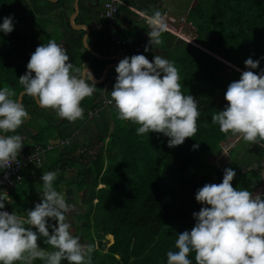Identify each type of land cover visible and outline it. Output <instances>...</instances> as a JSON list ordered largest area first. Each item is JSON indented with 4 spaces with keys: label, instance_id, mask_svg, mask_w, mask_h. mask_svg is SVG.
I'll use <instances>...</instances> for the list:
<instances>
[{
    "label": "trees",
    "instance_id": "1",
    "mask_svg": "<svg viewBox=\"0 0 264 264\" xmlns=\"http://www.w3.org/2000/svg\"><path fill=\"white\" fill-rule=\"evenodd\" d=\"M12 4L14 0H0V23L8 16ZM148 7L147 14L151 15L155 10L163 12L157 0ZM122 8L117 15L115 34L132 37L136 31L125 30L120 23L122 19L130 20L131 16L138 15L127 8L122 12ZM186 17L196 31L199 47L167 31L162 36L165 57L179 70L181 91L197 100L200 112L196 134L179 146L169 148L168 137L161 133L137 135V126L118 120L111 105L104 106L98 119L102 126L95 122V129L74 127V132L84 133L86 138L82 140L79 136V139L68 142L60 135L62 132L57 131L60 125L65 126L66 121L54 117L53 111L44 113L38 110V103L32 97H23V104L27 102L36 106L38 116L33 118L37 119V124L44 119L39 130L28 134L32 144L45 150L43 157L49 152L55 157L51 164L43 158L41 166L27 162L21 167L20 179L15 176L10 189L12 202L8 207L25 216L40 202V199L36 200L39 192L35 185L40 173L45 168H49L48 171L59 169L54 183L56 187H65L66 199L74 204L73 209L82 208L76 200L89 207L82 215L84 218H79L84 224H78L80 229L76 234L84 242L95 245L91 264H166V253L176 250L177 235L190 231L195 224L193 213L202 207L195 200L197 190L206 183H220L225 168H232L236 173L231 181L233 188L254 192L264 186L261 172L241 169L239 163H245L244 159L239 160L234 150L223 170L217 169L213 164L214 157L220 153L221 144L234 134L220 132L218 125L211 122V116L226 104L224 93L228 85L241 75L235 69L231 74L226 72L228 64L254 73L264 69V0H197ZM28 23L25 31L13 28L7 35L0 32V87H12L17 91L16 99L23 91L18 78L27 71L30 59L26 47L30 41L35 43L34 38L40 29L36 22ZM145 25L141 20V26ZM101 32L104 40L96 39V45L103 44L106 51L103 55L109 56L114 44L103 36H108L110 31L106 27ZM44 35L43 43H47L49 39ZM77 39L80 41L81 37ZM69 44H73L71 55L77 62L76 67L81 66L79 62L87 61L95 75V69L101 70L98 75L105 70L109 61L93 55L88 48L85 58L74 41ZM249 57L260 61L257 69H246L244 61ZM94 93L82 100L81 107L85 111L102 106L101 102L94 103L101 92ZM194 144H198V148L193 149ZM254 144L249 152L250 155L254 153L255 158L250 156V162L260 165L264 159V142ZM49 146L52 148L48 149ZM33 148L28 146L26 151L31 152ZM75 168L80 171L71 173ZM84 196L85 199H80ZM108 234L114 236V243L110 246L106 240ZM38 244L51 250L41 241ZM189 258L195 264L194 254L190 253ZM35 264L42 262L37 259ZM61 264H67V261Z\"/></svg>",
    "mask_w": 264,
    "mask_h": 264
},
{
    "label": "clouds",
    "instance_id": "2",
    "mask_svg": "<svg viewBox=\"0 0 264 264\" xmlns=\"http://www.w3.org/2000/svg\"><path fill=\"white\" fill-rule=\"evenodd\" d=\"M122 2L126 5L120 7L131 10L149 25L145 52L149 45H161L166 31L199 47L196 38L187 40L178 30L169 27L163 12L155 10L150 15ZM186 16L181 20L187 23ZM13 27V17L9 15L0 23V32L7 35ZM121 58L115 72L107 74L100 83L103 90L94 103L101 102L102 106L89 109L88 117L99 119L104 106L111 105L118 120L137 126V135L161 133L168 137L169 148L192 138L200 116L198 103L192 95L181 91L180 73L175 63L160 55H155L151 62L143 54ZM69 61L67 49L49 39L36 47L26 65L27 71L18 80L22 95L32 97L41 108L53 110L58 118L74 122L83 119L81 102L91 97L97 88L86 64L77 68ZM259 63L251 57L244 61L246 69H257ZM228 65L241 75L228 85L224 93L226 104L211 116V122L218 125L222 133L238 134L246 142H264V69L254 73ZM112 76L115 79L111 80ZM112 83L109 96L106 91ZM13 96L10 88L0 87V133H10L0 134V167L9 166L23 146L26 151L27 141L32 144L28 134L17 133L29 113ZM66 139L71 142L73 138ZM192 147L196 149L198 144ZM221 153L222 150L218 155ZM219 160L213 164L223 170L224 166L217 163ZM58 174L59 169L42 173L40 202L23 217L14 211H5V199L0 197V264H34L37 259L42 264H61L62 261L91 264L95 245L82 243L81 238L72 233L69 217L74 205L54 186ZM235 175L232 168H225L220 183H206L197 190L195 200L202 207L193 213L195 224L190 231L177 235L176 250L166 253V264H193L190 253L194 254L195 264H264V194L233 188L231 181ZM10 204L11 198L7 206ZM38 241L51 250L42 248Z\"/></svg>",
    "mask_w": 264,
    "mask_h": 264
},
{
    "label": "rangeland",
    "instance_id": "3",
    "mask_svg": "<svg viewBox=\"0 0 264 264\" xmlns=\"http://www.w3.org/2000/svg\"><path fill=\"white\" fill-rule=\"evenodd\" d=\"M50 1L51 0H17V1L14 0V4H12V7L8 10L7 15L8 16L11 15L13 17V24H14L13 28H18L22 31H25L26 28L29 27L28 22H30V21L36 22L39 25L40 29L37 31V33H36L37 36L34 38V42H36V43H33L32 41H30L28 47H26L27 51H28V55L31 56V54L35 51V49L37 47L36 44L40 45L43 43L42 37H44V33H45L46 36L49 37V39H54L59 45L65 47L67 49V54L69 55V57H71L72 50L70 49L69 46H67L65 44L64 40L65 41H68V40L73 41L74 40V39L71 40L70 38H65V36H66V34L71 33L70 32L71 30L72 31L74 30V26L71 23L70 19L72 17L71 15H73L77 9V3H76L77 0H61L60 3H56L53 1L50 2ZM104 1H106V0H103V3H104ZM124 1L133 5L137 9L148 10L149 9V7H148L149 3H152L153 0H124ZM196 1L197 0H157V4L161 5V9L164 13V16H165V19H166L168 26L171 28H174L175 30H178L180 34L182 33V37H184L190 41L195 40L196 31L193 29V27L188 22L186 23L185 20L184 19L181 20V18H183L182 16L187 15V13L190 11V9L194 7V4ZM103 3L101 1L100 5H98L95 13H92V11H90V12L86 13V15H85V1L80 0V2H79L80 12H79V15L77 16V20H76V22H74V24L79 25L81 23V21H83V18H84V20L97 19V18L101 19V14L103 11ZM124 9L125 8H122V12H124ZM139 19H142V18H140L139 16L135 17L136 21H139ZM63 28H65V30H63ZM181 31H183V32H181ZM117 33H119V31H117ZM121 34H124V32H122ZM74 35H75V33H74ZM144 36H145V38H144ZM144 36H143V39L147 41L149 39V37L146 35H144ZM57 38L59 40H56ZM92 38L93 37H91L89 40H87V44L89 46L88 49L90 51H93L91 46L94 45ZM78 42H79V40H78ZM110 42L113 45V42L112 41H110ZM95 46H96V44H95ZM86 48L87 47H85V44L83 43V50L82 51L84 52L83 56L85 58L88 56V54L86 53V50H88V49H86ZM97 48L101 49V45L97 46ZM105 52L106 51L102 50V53H105ZM111 53L114 55L116 54V50H115L114 46L111 49ZM135 53H137V52H135ZM164 55H165L164 52L160 53V56L164 57ZM164 58H166V57H164ZM149 61H151V60H149ZM74 66L76 67V64ZM80 67L81 66H79L77 68H80ZM231 70H232L231 67H229V66L226 67V72H228L229 74H231ZM100 72H101V70L98 68L97 75ZM114 72H115V68H112L109 70L108 75H111ZM114 83L110 84L109 88L106 91L107 95H109V96H110L109 93L111 92ZM6 87L10 88L14 92L13 98L16 99L17 91L14 90L10 86H6ZM96 88L97 89L95 92H100L103 90V85L98 84L96 86ZM19 95H18V98H19ZM28 100H31V99L29 98ZM24 106H25L26 110L28 111L30 117L25 120V122L22 124V126L19 129H17V133H19L21 131L20 134H24V133L26 134L27 130H30V127H35V129L39 130L44 125V123H43L44 119H41L39 121V125H38L37 119L31 118L32 117L31 108L34 109L35 112L36 111L38 112V110H40L41 112L47 113V112H49V110L44 109V108L40 109L41 107L39 105H38L39 108L37 110V109H35L36 108L35 105H33V104L30 105L27 102L24 103ZM83 109H84L83 119H78L74 122L66 121V123H68V124L65 123V126L60 125V127L57 131L60 130L62 132L60 134V135H62V137L65 136L66 138L79 139V136H81L80 139L83 140L84 138H86L84 133H79V131L78 132L76 131V133H75L74 127L79 129L82 126H84V127H91L90 129H95V127L93 125L95 122H99V125L102 126L100 120H98L96 118L90 119L88 117V111H85V108H83ZM51 111H53V110H51ZM51 114H53V113H51ZM23 126H25V128H22ZM22 129H27V130H25L26 131L25 132ZM30 133H34V132L28 131L29 135H30ZM3 134L7 135L10 133H3ZM26 144H27V147L32 146V144L29 141H27ZM254 145L255 144L252 142L244 141L242 138H240V136L238 134H234L232 137L228 138L226 141H224L221 144L222 153L220 155H218L217 157H214L213 162L215 163V160L221 159V160L217 161V163L220 164L221 167H223L225 164L229 163V161L231 160L230 154H231V151L234 150V153L239 160L243 161V159H244L245 163H239L241 169L244 172L247 170H250V169L251 170L254 169L256 172L257 171L261 172V174L264 176V170H262V169H264V159L262 161V164H260V165L259 164L256 165L254 163L251 164V162H250L251 158H255V156H254V153H252V155H250L251 152H249V149L250 148L253 149ZM84 150L87 151L86 149H84ZM77 153H79V151ZM51 155H52V152H49V155L47 154L46 157H44V160L46 163H49V164L52 163V159H53V157H55V155H53V157ZM250 156H251V158H250ZM48 169L49 168H45L43 170V172H47ZM53 170H57V168L52 169L50 171H53ZM79 171H80V169L75 168V170L72 171L71 173H73V172L78 173ZM43 172L40 173L39 178L37 177L38 179H37L36 185H38L39 190H40L41 185L43 183L42 180L40 179ZM56 185L57 184L54 183L55 187H56ZM56 189L58 191L64 192L66 195V189L64 186L59 185L58 187H56ZM39 190H38V192H39ZM263 192H264V186L262 185V186H259L257 188V190H255L253 193L254 194H260L263 196ZM39 199H40V193L36 197V200H39ZM80 199H85V196H84V198H80ZM76 201L79 203V207H82V208L73 209L71 214H70V217H69L70 221H71V230H72V233L74 235H77L76 233L80 229L79 228L80 225H78V224H81V226L84 224V221H82V220L79 221V218H84V216H82V215L87 213L89 210L88 206H83L82 204H80L79 200H76ZM6 209L9 213H12L14 211V209H10L8 206H6ZM14 212L17 215L23 217V215L18 213V211H14ZM79 237L81 238L82 243H87V242L83 241V238L81 236H79ZM113 238H114V236L112 234H108L106 236V240L108 241V246H110L114 243ZM35 262H34V264H35Z\"/></svg>",
    "mask_w": 264,
    "mask_h": 264
},
{
    "label": "crops",
    "instance_id": "4",
    "mask_svg": "<svg viewBox=\"0 0 264 264\" xmlns=\"http://www.w3.org/2000/svg\"><path fill=\"white\" fill-rule=\"evenodd\" d=\"M61 0H54L53 2H56V3H59ZM91 1H95V0H91ZM101 1H102V3H103V0H99V2L101 3ZM51 2V1H50ZM100 3H99V5H100ZM133 6V5H132ZM134 7V6H133ZM134 8H136V7H134ZM97 9V8H96ZM96 9H88L87 7H86V3H85V15H86V13H88V12H90V11H92V13H95L96 12ZM137 9V8H136ZM139 11L140 12H145L146 10L145 9H139ZM102 13H103V11H102ZM74 15V14H73ZM73 15H71L72 17H73ZM72 17H71V19H70V21H72ZM86 17V16H85ZM135 17L136 16H131V19L129 20H123L122 19V21H121V23H120V26H121V28H124L125 30L126 29H133V30H135L136 31V33L135 34H133L132 35V37H130V36H126L125 38L122 36H119L120 38H122L123 40H125L126 41V43H127V46H126V51H125V56H127V57H131L132 55H135V54H143V55H145L146 56V58L148 59V60H153V57L155 56V55H160V53L161 52H164L165 53V49H164V45L163 44H161V45H158V46H156V45H154V46H148L149 47V50L147 51V52H145V46L148 44V40L146 41V40H144L143 39V36L144 35H146L147 36V32L148 31H150V28H149V26H147V25H145V26H141V20L142 19H139V21H136L135 20ZM76 20H77V17H75L74 18V22H76ZM118 22V21H117ZM146 24V23H145ZM79 25H85V26H87L88 27V30H85L83 27H81V29L80 30H78L77 31V29H75L74 28V30L72 31V33H68V34H66V36H65V38H73L74 40V43H75V45L76 46H78L79 48V53H84L82 50H83V43H84V39L85 38H87V40H89L91 37H93L92 38V41H93V46H91L92 47V50L95 52V53H97V54H99V55H101V56H104V57H109V56H115V55H118L117 53L114 55V54H112L111 52H110V54H108L109 56H107V55H103L104 53H102V50H104L105 51V49H104V45L103 44H101V49H98L97 48V46H99V45H96L95 46V44H96V42H98V41H103L104 39H102L101 38V31H103L105 28H106V23H104L103 22V19L101 18V19H87V20H84V18H83V21H81V23L79 24ZM63 30H65V28H63ZM71 32V31H70ZM74 33H75V35H74ZM45 36V35H44ZM81 37V39H80V43L78 42V40L79 39H77L78 37ZM98 36V37H97ZM110 36V32H109V34H108V36L106 35V36H103V38H105V40L108 38ZM144 38H145V36H144ZM42 39H43V37H42ZM47 39H49V37L47 38ZM98 41H97V40ZM109 39V38H108ZM56 40H59L58 38L56 39ZM43 42H44V39H43ZM64 42H65V44L67 45V46H69L70 47V49L72 50V48H73V44L72 45H70L69 43L71 42V41H69V42H67V41H65L64 40ZM36 43V42H35ZM103 43V42H102ZM79 44H80V46H79ZM85 44V43H84ZM41 45V44H40ZM36 46H39V45H37L36 44ZM86 47V46H85ZM88 48V47H87ZM86 48V49H87ZM115 48V47H114ZM135 52H137V53H135ZM125 56H123V58L125 57ZM164 57H165V55H164ZM70 58V61L69 62H71V63H73L74 65L77 63V62H75V60H74V58H73V56L71 55V57H69ZM104 60H106V59H104ZM106 61H109V63H108V65H111V64H115L117 61L116 60H106ZM150 61V62H151ZM82 63H84V64H86L91 70H92V67H91V65L87 62V61H85V62H80L79 64H81V67H83V65H82ZM113 68H115V67H113ZM110 69H112V68H110ZM109 69V70H110ZM93 71V70H92ZM98 70H96L95 69V72H97ZM104 71L105 70H103V72L100 74V75H98V76H96L95 75V77H97V79L100 81V80H102L103 79V77H104ZM109 72V71H108ZM94 73V72H93ZM97 85L99 84V83H96ZM100 92H102V91H100ZM47 110H49V112H52L50 109H47ZM31 111H32V117L31 118H33V116H34V118H37V116L38 115H36V112H35V110L33 109L32 110V108H31ZM54 115H55V113H54V111L52 112ZM30 117V115L28 116V118ZM54 117H56V115L54 116ZM27 118V119H28ZM57 119H60V118H57ZM61 120V119H60ZM64 120V119H63ZM65 121V120H64ZM39 122V121H38ZM25 128V127H24ZM23 131H25V130H23ZM28 131H33L34 133L36 132L35 131V128L34 127H30V130H28ZM28 131L26 132V134H28ZM37 184V183H36ZM35 184V185H36ZM37 187H38V185H37ZM39 190V189H38ZM10 198H11V196H10ZM11 202H12V198H11Z\"/></svg>",
    "mask_w": 264,
    "mask_h": 264
},
{
    "label": "built area",
    "instance_id": "5",
    "mask_svg": "<svg viewBox=\"0 0 264 264\" xmlns=\"http://www.w3.org/2000/svg\"><path fill=\"white\" fill-rule=\"evenodd\" d=\"M121 5L125 6L126 4L122 2V0H106L103 4L104 12L102 14V17L107 21L106 27L110 31L109 38L114 43L117 54L120 56H124L127 43L125 40L115 34L117 25V15L119 13ZM113 79H115V76L111 77V80ZM33 147L34 148L31 152H26L23 146L20 153L17 155L15 160L11 162L9 166L0 167V197H3L5 199V211H7L6 206L7 203L10 201L9 196H7L8 189L12 187V185H14V177H18V173L21 167L27 162H34L37 163L39 166H41L42 164L45 150L37 144H35ZM51 148V146L48 147V149ZM18 179H20V177H18Z\"/></svg>",
    "mask_w": 264,
    "mask_h": 264
},
{
    "label": "water",
    "instance_id": "6",
    "mask_svg": "<svg viewBox=\"0 0 264 264\" xmlns=\"http://www.w3.org/2000/svg\"><path fill=\"white\" fill-rule=\"evenodd\" d=\"M51 1H54V0H51ZM56 1H57V0H56ZM84 1H85V3H86V7H87L89 10H90V9H96V8L98 7V5H99V0H95L94 2L91 1V0H84ZM79 2H80V0H77V1H76V3H77V9H76V11H75V13H74V15H73V17H72V21H71V23L73 24L74 28L77 29V30H80L81 27H83L85 30H88V27H87V26H85V25H83V26H82V25H76V24H74V21H73L74 18L77 17V16L79 15V12H80ZM84 43H85V46L89 48V46H88V44H87V38L84 39ZM91 53H92L93 55L97 56V57L100 58V59L116 60V61H117L115 64L108 65V66L105 68V71H104V77H103V79L100 80V81H99L98 79H96V77H95L93 71L88 67V69H89V70L91 71V73L93 74V77H94L95 83H99V84H100V83H102V82L104 81V79L106 78L109 69H110V68H113V67H116L117 64L119 63V61H120L122 58H121V56H119V55L109 56V57H104V56H101V55L95 53L94 51H91ZM23 97H24V95H22V93H20L18 99H19L22 103H23Z\"/></svg>",
    "mask_w": 264,
    "mask_h": 264
},
{
    "label": "bare ground",
    "instance_id": "7",
    "mask_svg": "<svg viewBox=\"0 0 264 264\" xmlns=\"http://www.w3.org/2000/svg\"><path fill=\"white\" fill-rule=\"evenodd\" d=\"M114 239V238H113Z\"/></svg>",
    "mask_w": 264,
    "mask_h": 264
},
{
    "label": "flooded vegetation",
    "instance_id": "8",
    "mask_svg": "<svg viewBox=\"0 0 264 264\" xmlns=\"http://www.w3.org/2000/svg\"><path fill=\"white\" fill-rule=\"evenodd\" d=\"M100 3V2H99Z\"/></svg>",
    "mask_w": 264,
    "mask_h": 264
}]
</instances>
